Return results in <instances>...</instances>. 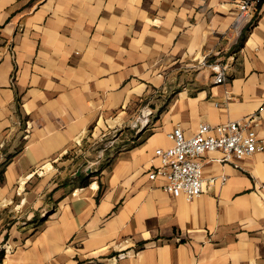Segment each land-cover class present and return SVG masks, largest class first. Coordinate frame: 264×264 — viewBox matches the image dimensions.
Returning a JSON list of instances; mask_svg holds the SVG:
<instances>
[{
    "label": "crops",
    "instance_id": "obj_1",
    "mask_svg": "<svg viewBox=\"0 0 264 264\" xmlns=\"http://www.w3.org/2000/svg\"><path fill=\"white\" fill-rule=\"evenodd\" d=\"M237 2L0 0V264H264V151L205 154L228 180L192 201L148 177L177 126L258 114L264 143V6L238 33ZM111 132L100 170H45ZM9 209L23 228L3 229Z\"/></svg>",
    "mask_w": 264,
    "mask_h": 264
},
{
    "label": "built area",
    "instance_id": "obj_2",
    "mask_svg": "<svg viewBox=\"0 0 264 264\" xmlns=\"http://www.w3.org/2000/svg\"><path fill=\"white\" fill-rule=\"evenodd\" d=\"M263 6L264 0H238L233 28L240 33L250 27L256 22ZM214 72L216 84L227 81L224 67L215 65ZM151 115L150 110L142 112L131 128L136 132L142 131L150 125ZM258 117V114H252L225 124H200L196 134L191 137H187L181 127H175L167 135L172 146L156 149L159 162L149 172V179L163 181L166 192L180 193L186 201L202 196L218 183L226 184L228 177L225 175L204 178L202 159L207 153L221 152L223 157L218 161L226 164L263 152L264 143L254 129ZM126 257L127 253L118 254L120 260Z\"/></svg>",
    "mask_w": 264,
    "mask_h": 264
},
{
    "label": "rangeland",
    "instance_id": "obj_3",
    "mask_svg": "<svg viewBox=\"0 0 264 264\" xmlns=\"http://www.w3.org/2000/svg\"><path fill=\"white\" fill-rule=\"evenodd\" d=\"M141 113L142 112L137 114L136 119L139 116H141ZM155 116H156V113L152 112V115L150 117L151 122ZM131 131H129V132L127 131V133L131 134L132 133ZM116 134H118V133H116ZM116 134L114 132H111L110 134L104 135L100 140L97 141V143L90 141L86 145L81 144V146H80L81 149L77 152V154L72 156L73 160L70 163H68V165H66L68 167V169L65 167V165H60L59 163H56L53 166L48 165L45 168V170L46 171L47 170H49V171L54 170L55 171V178H60L59 183L64 182V180L67 181L68 179H70V177H68V174L74 173L73 171L75 170V168H78V167L82 168V169L85 167H89L91 170H93V169L100 170L103 166L107 165L108 161L106 159V160H102L100 162H96L95 161L96 158L94 156L99 151L103 150L105 153H108L109 150H112L113 147L111 146V141H112L114 135H116ZM82 156H86L85 161H82L80 158H78V157H82ZM65 176H67V177L65 178ZM61 178H65V179L62 180ZM17 210L18 209H9L8 217L5 218L4 222H3V229L4 230L8 229L10 232L12 230L15 231L17 226L20 228H23V226L21 225V222H23L22 218H19V219L16 218L17 216L20 215V213L17 212ZM18 222H20V223H18Z\"/></svg>",
    "mask_w": 264,
    "mask_h": 264
},
{
    "label": "trees",
    "instance_id": "obj_4",
    "mask_svg": "<svg viewBox=\"0 0 264 264\" xmlns=\"http://www.w3.org/2000/svg\"><path fill=\"white\" fill-rule=\"evenodd\" d=\"M244 33V32H243ZM242 33L241 35V39H240V42L243 41V38H244V34ZM0 258H1V255H0Z\"/></svg>",
    "mask_w": 264,
    "mask_h": 264
}]
</instances>
